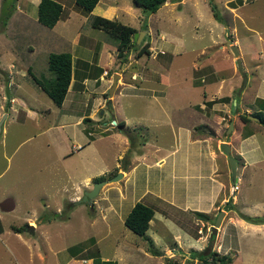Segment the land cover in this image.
Wrapping results in <instances>:
<instances>
[{
    "label": "rangeland",
    "instance_id": "374dc122",
    "mask_svg": "<svg viewBox=\"0 0 264 264\" xmlns=\"http://www.w3.org/2000/svg\"><path fill=\"white\" fill-rule=\"evenodd\" d=\"M28 1L0 0V5L3 4L2 2L5 3V7H0V12L2 8L4 13L10 12V16L7 19H5L6 15L0 18V49L8 46L9 54L7 57L19 59L22 64L26 65L25 68H22V70L24 69L23 74L19 73L22 72L21 69L15 68V72L16 74L18 73L19 78L25 79L23 89H20L18 93V90L13 92L14 90L11 88L7 92L0 88V99L3 100L5 98L6 100L9 95H16L17 93L22 95L23 90H26L25 92L31 104L36 109H42V113L39 112V114L43 118V120H39L31 116L26 117L22 111L19 112L18 120H12L13 112L11 108H7L3 112L8 114L4 122L6 131L0 133V199L4 195L1 189L3 185L7 189L3 190L8 193L10 192L11 196L16 198V207L9 213H3L1 222L5 232L13 233L11 224L17 226L24 224L23 229L26 230H22L23 235L19 237L15 235H9L8 237L4 235L0 236V264H63L67 256L75 257L73 254L76 251L73 248V244L77 242L86 244L85 248H91L90 252L94 248H97L100 257L102 253V256H112L113 260L117 257L119 264H127V261H123V255L121 254L123 249L121 247L117 248V245L123 243V245L126 244L125 246H130V242H132L133 244L138 243L140 244L139 246L144 248L149 247V240L144 235H138L131 231L125 223H121L122 217H119L118 214L113 215L110 219L112 221V228L119 231L124 229L120 233L115 232L114 234L108 232L107 223L103 222L102 219L107 216L103 210L101 211L102 200L106 198L109 200L113 199L112 196L117 191L115 185L122 187L125 173L116 180L108 181L100 187L98 194L92 198V202L95 200L93 207L91 201L87 203L80 202L79 200L83 196L84 191L87 190L86 188L90 187L89 189H91L93 187L94 182L120 175V173L122 174V171H117L118 167L115 168V164L116 162H120V165L126 162L128 156H131L134 151V145L138 148V146L146 144L151 138L157 142L163 141L165 151L170 149V146L173 144L171 126L173 124L177 125L179 121L180 124H186L187 126L196 123L194 128L195 133L209 136L211 142L213 141L215 145L226 138L232 141L231 143H233L236 149L233 150L232 147L231 154L237 155L236 172L240 176V180L236 182L240 185V193L246 194L244 199L241 200L239 198L238 201L248 208L249 214H262L261 211L251 210L256 205L264 204V126H261L255 119L247 124L243 123L239 119L238 113H234L233 109L237 103L241 111L251 112L253 110L251 108L252 102L257 99L255 91L264 94V0H170L166 4H163L164 1L155 12L144 11L141 7L137 9L136 13L127 14L119 12L118 17L114 19L129 25H136V27H144L147 24L146 29L150 34L146 32V37L145 33L143 34L148 39V43L145 46L149 50V53L142 52L138 58H135L136 48H131L133 51L131 58L134 56L131 59V63L133 62L132 65L135 64L134 68L132 69V65H127L123 68L122 75L124 77L122 76V78H124V83L122 82L117 85L115 92H119L120 95L122 94L121 101L125 105L130 104L128 102L132 101L127 108L128 114L133 119L131 122H135L139 117L143 122H147L146 119L151 120L155 116H159L155 117V122H151L145 127L141 125L139 127L136 126V128L130 127V130H128L130 131L128 132L129 135H131V139L128 137L130 146L129 148L127 147V141V146L122 147L121 141H118L119 145H116L119 146V149L114 147L111 141L110 143L107 142L103 134H97L94 137L88 135V130L84 128L87 125L83 121L81 123L80 120L79 124L73 122V119H78L80 115L88 114V116L96 120L94 125H98L99 128L103 129V122L109 124L113 116L109 110L111 108L108 106L112 105L111 103H116L115 99L109 101L107 96L110 94L109 87H111L113 81L105 92L106 98H103L102 94L97 93L98 99L102 102L100 104L102 107L91 113L90 107L84 106L85 94H88L87 98L91 100L97 99L93 98V95L92 97L90 96V91L88 93L85 91L83 95L73 90V95L77 94L74 100L72 90H69L66 96L67 101L64 104L65 109L61 110L51 101L47 93L41 87H38L32 76H30L33 74L37 77H50L52 74L47 66L45 54L47 56L49 51H56L55 48H50L49 50L48 43H45L44 48L36 49L33 46V37L29 34L35 33L32 32V28H36L38 37H41L39 38L40 44L43 43L40 39L45 37L41 34L48 35L49 37L52 36L51 39L56 38L54 47L62 46V43H65V46L59 49H68L73 36L75 37L74 40H77L79 33L84 36L85 41L90 43L99 39L98 43L100 44L103 41L102 38H108L111 44H113L115 38L109 33H105V31L103 35H101V32L96 36L98 28L92 27L91 19L85 22L83 20L78 25L73 20L71 28L68 27L70 25L68 23L62 31L61 21L55 27H48L36 21L32 22L30 26H25L23 23L20 24L22 22L21 18L25 15L23 13L20 15L19 8L25 7ZM65 1L67 2L65 4L69 7L72 0ZM110 1H116L119 5L132 2V0ZM212 4L216 6L219 19L215 17L212 11ZM131 5L135 7L134 2ZM27 7H29V3ZM32 8L30 7L31 10ZM24 9L26 10V8ZM74 18L77 19L75 16ZM9 23L13 24L11 31L18 38L16 46L13 43L14 41H9L6 37L5 25ZM26 27L30 32L25 30ZM41 28L45 32L40 33ZM160 31L169 34L166 40H162L165 47L160 45ZM143 35L138 38L137 48L142 44H146L143 42ZM151 36L152 44L150 45L149 39ZM5 41H7L6 44L4 43ZM231 44H235L238 47L239 56L242 60V69L246 75L245 81L243 73L238 69L235 55L230 48ZM171 45L177 47L179 51L175 50L174 54L176 56L171 54ZM30 46L33 48L30 49ZM161 48L164 49V53L162 52L163 50H160ZM156 50L158 51L157 55H151ZM156 60L164 66L158 65L159 67L154 69L153 66L157 65L155 64ZM3 64L6 65V62L4 61ZM27 66L33 68L30 75L27 73ZM112 67H114L113 64L108 69ZM134 69L138 71L137 77L131 80L130 76ZM21 75H24V77H21ZM119 77V74H116V78ZM106 78L114 79V75L106 76ZM70 82L74 83L75 80L71 79ZM0 83L3 86L6 84V79L2 73H0ZM68 87H71V85ZM135 90L139 94L145 90L144 94L146 95H137L135 94ZM113 93L114 90L112 89L110 96ZM263 94L262 96H264ZM227 95L232 97L229 101L224 102L219 100L220 97ZM210 97L213 98L211 102L215 100V106L222 108L223 103L227 104L228 110L225 117L222 116L221 110L212 109L214 104H208L204 100ZM258 97L261 98L260 96ZM70 98H73L71 103H69ZM148 101L155 103L152 104L153 107L151 105L146 107L145 104ZM186 101L188 103L185 110L179 111V116L176 115L174 119H171V115L177 113L175 111L177 107L185 104ZM201 101L203 103H200V106L199 102ZM171 105L175 109L171 110ZM48 108H50V112ZM114 112L116 113L115 110ZM200 114L202 119H200ZM63 115H69V117L63 118ZM166 116H169L166 118L168 120L165 119ZM58 117L63 120H69V123L64 127V131L67 128V133L54 126L56 123V125L60 123L56 120ZM203 119L206 123L201 121ZM230 120H233V127L228 130ZM221 126L222 128L220 129ZM239 127L243 129L249 127L255 130L254 137H250L248 140L246 139V141L242 142L243 147L246 149L250 148L249 155H256L254 163L249 164L246 168L243 167L245 159L240 158V155L236 153V150L239 151V148L241 149L238 138L239 134L237 132ZM47 128H49V132L44 133V130ZM114 129L117 130L116 127ZM52 133L56 136L57 142L49 141V135ZM64 133L67 137L64 136ZM123 137L127 136L123 134ZM113 142L117 143V140ZM76 143H80L81 147L73 149L72 145ZM257 145L260 149H258ZM61 148L64 150L59 153L58 151ZM62 153L68 154L67 156H61ZM219 157L221 160L224 159L220 154ZM65 167L71 169L72 175L64 173L63 169ZM224 167L228 168L230 174L229 164L225 166L224 162ZM240 167L244 168L241 173ZM227 173V170L225 174L222 171V174L225 176L224 182H228L231 188H236V182H232L231 176L229 180ZM87 176H90V178H86ZM153 176L157 178L158 173L154 171ZM172 181L176 185L174 191L176 201L180 200V196L184 197L181 192H187L191 197L195 195L192 187L187 189L183 187L185 183L189 182L188 180L176 176ZM165 183L169 185V181ZM143 184L144 180L140 178L137 185H139V188H142ZM164 187L166 186L164 185ZM205 187L206 185H203V190H205ZM130 188L131 182L125 185V190H130ZM128 192L126 190L127 196ZM200 193L206 196L205 193ZM70 201L74 203V207L72 208L73 216L70 220H65L64 217H61L63 219H58L54 215V209L62 210L63 216H70L71 209H68ZM190 201H199V203L203 204L206 202L204 197H200L198 200L190 199ZM153 203L155 207L161 205L159 200H153ZM236 207H238V204H236ZM103 208L105 211L108 208L110 209L109 206L108 208L106 206ZM218 214H216V217ZM41 215L50 219V223L46 222L42 227L51 233L49 238L43 239V229L40 227L37 230L38 233L37 231L34 234L26 232L30 231L26 227L27 225H32L35 228L36 224H39L40 220H42L40 218ZM54 217L56 219H53ZM216 217L212 219L214 222ZM164 224L162 221L156 228L157 230L155 231L158 235L165 230ZM153 229L154 226L149 231H153ZM230 231H232V226L228 225L227 232L222 237L223 240L226 239V243H229L228 233ZM204 233L211 235V237H207V242L213 239L212 227L205 228ZM111 234L113 235L109 236ZM115 236L116 238L120 236V239L114 241ZM89 237L93 241H90ZM26 238H29V245H27ZM246 240L248 238L245 239V237L242 240L243 260L247 258L249 260L248 264H255V261L261 257L258 263L264 264V243L260 241V246L263 245L260 249H253L252 247L246 250ZM125 241L128 242L126 243ZM234 244L236 245V243ZM53 247H55V252L48 250L49 248L52 250ZM45 249L47 252H45ZM139 249L137 251L133 248L132 253L129 254V259L125 256L126 260H130L129 264H163L165 261L162 255L156 257L153 255V252H149L151 258L147 257L143 263H140L143 261V256L137 259L142 254L139 252ZM202 251L203 249L199 251L193 250L188 255V258H197L200 262L199 264H205L200 260V258L203 259L205 257ZM214 251L217 252L216 250ZM194 252L197 253L192 254ZM165 254L168 253L165 252ZM41 255L46 259L42 260ZM80 255L84 257V252H80L72 261L73 263L71 262L70 264L82 263L83 258L81 259ZM213 256L211 255L208 259L211 261ZM171 257L173 258V256ZM218 257L221 256H215L211 264H222V259ZM230 257L232 259L233 256L231 255ZM176 260L181 263V258L177 257ZM89 261L87 260V262ZM114 261L117 263L116 260ZM227 262L230 263L231 260ZM241 264L247 263L242 261Z\"/></svg>",
    "mask_w": 264,
    "mask_h": 264
},
{
    "label": "crops",
    "instance_id": "0c3cea01",
    "mask_svg": "<svg viewBox=\"0 0 264 264\" xmlns=\"http://www.w3.org/2000/svg\"><path fill=\"white\" fill-rule=\"evenodd\" d=\"M39 1L40 0H29L28 1L29 7H27L28 3H26L25 7L19 8L20 15L21 13L25 15L23 18H21L22 22H20V24L23 23L25 26H30L32 25V22L34 21H36L37 23H40L37 20V5ZM57 1H59L62 4V13H61L60 18L57 20V22L52 27H55L61 21V31L64 29L65 26L68 25V23H70L68 27L71 28V24H73L72 23L73 20L78 25V23L79 22L81 23L83 20L84 22L89 21V18L93 15H101L108 19H114L118 17L119 12H125L127 14L136 13L137 9L139 8V6H137L136 4H135V7L131 5L133 0L131 3L127 2L124 5H119L118 2L116 1L98 0L91 11H86L82 9V7L77 5L75 0H72L69 7H67V4H65L66 2L65 0H57ZM168 2H170V0H165L163 4H166ZM2 3L3 4H1L0 7H5V3L4 2ZM30 7H33L32 10L30 9ZM24 8H26V10ZM74 16L77 19H75ZM129 26L134 27L136 29L135 32L144 30L143 33L140 34V37L144 33L146 37V32H149L146 29V27L145 28L142 26L136 27V25H129ZM12 27H13L12 23L5 25L6 37L8 38L9 41H12V42L14 41L13 43H15V46H16L18 38H16L15 33L11 31ZM25 30L30 32V30H28L27 27ZM32 32L36 33V34L29 33L33 37L32 39L34 41L33 46L36 49L44 48L45 43H48L49 50L50 48L52 49L55 48L56 49L55 52L68 51L71 53V58H72L71 79L73 81L75 80V82L74 83L70 82L69 86L71 85V87H68L67 93L69 92V90H72V96L74 100L77 94L73 95V90H75L77 93L80 92V94H83V95L85 91H87L86 93L90 91L91 92L90 96L92 97L93 95V98H97V99L91 100L90 98H87L88 94L87 95L85 94L84 95L85 97L84 106L90 107V111H92L91 113H94L96 109H99V107H102L100 106L102 102H100V100L98 99L97 93L102 94L103 98H106L108 96L109 101H112V99H115L116 103H111L112 105L108 106L109 108H111L109 110L112 112L113 117L109 121V124L107 122H103V125H102L103 129L99 128L98 125L95 126L94 124L96 123L95 122L96 120L92 119L90 116H88V114L80 115L78 119H73L74 120L73 122L75 124H79L80 120L82 123L84 117L90 118L86 122L83 121L87 125L84 128L88 130V133H87L88 135L94 137V135L103 134L106 141L109 143L111 141V143H113L112 145L118 149H119V146H117L119 145L118 141H121L120 144H122V147L127 146V141H128L127 147L129 148L130 140L128 139L129 138L131 139V135H129L128 132L130 131L128 130H130V127L136 128V126L139 127L140 125L145 127L151 122H155L156 118L159 117L157 115L155 116L156 118L154 117L151 120L146 119L147 122H143L142 120H140V117H139L135 122L134 121L131 122L133 119L128 114L127 108L130 106L132 101L128 102L130 104L125 105L124 102L121 101L122 94L120 95L119 92L117 93L115 92L117 85H119L122 82L124 83V78H122L123 68L126 67L127 65L131 66L133 63V62L131 63V59L134 58L133 55H132L133 58H131V53L133 54V51L131 50V48L132 47L136 48L135 58H138L141 55V53H138V49L140 48L141 45L138 48L137 46L130 47L129 50L125 52L124 55L121 56V54H119V50L117 47V43H118L117 39H114L113 44H111L108 38H102L103 41L100 44L98 43L99 39H97L98 41L90 43V42L85 41L84 36L79 33L81 37L78 34L77 36L78 39L74 40L75 37L73 36L72 38L73 41L71 40V44L68 47V49H59V48L64 47L65 43H62L63 44L62 46L59 45L58 47H54L55 46L54 41L57 39L56 38L51 39L52 36L49 37L48 35L41 34L45 37L40 39L43 42L42 44H40L39 38L41 37H38L36 28L35 29L32 28ZM42 32H45L43 28L40 29V33ZM101 32H102L101 35H103L104 30L101 28H98V31H96V36L98 35V33H101ZM57 33L59 34V32ZM133 33H132L131 39L137 44L136 39L133 37ZM159 33L161 34L159 36L160 45H162V47H165L164 46L165 44L162 42V40H166L169 34L164 31H160ZM145 37H144L143 42L148 43V39ZM169 41L172 42L171 40ZM4 43L6 44L7 41H5ZM149 43L150 45L152 44V36L149 39ZM32 48L33 47L30 46V49ZM160 50L161 51L163 50L162 51L163 53L165 52L163 48H161ZM171 50H172L171 54H174L175 50L178 51L177 47L173 45H171ZM52 51H49L47 53V56L45 54L46 62L48 60V54ZM146 53H149V50ZM157 53L158 51L156 50L151 55L156 56ZM8 54H9L8 46H5L0 49V73H2L4 75V78L6 79V84L3 86L2 83H0L1 84L0 88L2 90H6V92L9 91V88H11L12 90H14L13 92H16V90H18V93H19L20 89H23V83L25 84L24 82L25 79L19 78L18 73L16 74L15 72V68L17 67L19 70L20 69L22 70V68H25L26 65L22 64V62L19 61V59L7 57ZM160 56L163 57L162 55ZM4 61L6 62V65L3 64ZM112 64L114 65V67L110 68L112 70L108 69V67L111 66ZM155 64L157 65L153 66L154 69L158 68L161 65L164 66L161 62L158 63L157 60L155 61ZM134 65L135 64L132 65V69L134 68ZM26 68H28L27 73L28 75H30L31 70H33V68H31L30 66L29 67L27 66ZM109 71H110V74H109ZM23 72H24V69L22 70V72H19V73L23 74ZM115 72H117V74H119L120 77L116 78V81L114 83V79L106 78V76H110L112 74L115 76ZM137 73L138 71L136 69L132 70V74L130 76L131 80L137 77L136 76ZM132 75L134 76L132 77ZM30 76H32V74ZM21 77H24V75H21ZM110 83H112L111 87H109ZM38 87L40 86L38 85ZM108 87L114 90V93L112 94V96H110L111 93L105 96V92ZM25 91L26 90H23L22 95L17 93L16 95L14 94L9 95L6 98V100L5 98H3V100L0 99L1 100L0 101V119L3 117V120L0 124V133H4L6 131V125H4V122H5V117L7 116L8 113L6 112L3 113V112L6 111L7 108H11L13 112L12 120H15V119L18 120L19 112H22V111L25 113L26 117L31 116L34 119L43 120L42 116L39 114V112L42 113V109H36L31 104V102L29 101V97L27 96V93ZM255 92H256L255 93L256 97L258 96L262 98L264 97L262 96L263 93H260V92L258 93V91H255ZM67 93L61 105L55 104V102L51 98L50 99L56 106H58L59 109L64 110L65 109L64 104L67 101V98H66ZM144 93H145V90L143 93H140V94L135 90V94L137 95L138 94L146 95ZM73 98H70L69 103L73 101ZM212 99L213 98L210 97L209 99L205 98L204 100L208 101ZM69 103H68V107H69ZM187 103L188 101H186L185 104H181L182 106L179 105L180 107L178 106L179 103L176 104V106H178L177 110H175L177 111V113L175 115L174 114L171 115V119H174L176 115L179 116L178 114L179 111L185 110ZM200 103H203V102L202 101L199 102V105L201 106ZM152 104H155V103L153 101H148L146 102L145 105L146 107H149V105L153 107ZM212 104H214L213 106L211 105L212 109H219L223 113L222 116L223 117L226 116V111L228 110V106L226 103H223L222 108H220V106H215L216 105L215 102ZM169 105H166V106H169ZM170 109L171 110L175 109V107L171 105ZM48 110L50 112V108H48ZM114 110L116 111V113L114 112ZM65 117H69V115H63V118ZM168 117L169 116H166L165 119ZM200 119H202L201 114H200ZM56 120L59 121L60 123L58 125H56L57 124L56 123L54 126H57L59 129L64 131V127L66 124L69 123L68 122L69 120H63V119H60L59 117L56 118ZM201 121L204 122V119ZM195 125L196 123L195 124L192 123L190 126H187L186 124H180V121L178 122L177 125L173 124L171 126L172 128L171 138H172L173 144L170 146V149L166 151H165L163 141L157 142L156 140L154 139L152 140L151 138L148 140L146 144L140 145L138 146V148L133 143L134 151L131 154V156H128V160L120 165H119L120 162L118 163L116 162L115 164L116 165L115 168L118 167L117 171H122V175L125 173V180L123 181L122 187L115 185V187H117V191H116V194H113L112 200L111 199L109 200L107 198L105 200H102L101 211L103 210V212L107 215L106 217H103L102 219H103V222L107 223L106 227H108L107 229L108 232L115 234V232L120 233L124 231L123 228H122L123 229L122 231L112 228V221L110 218L113 215L118 214L119 217L120 216L122 217L121 223L124 224L125 216L128 214L131 207L134 205L136 201H142L146 204L149 203L148 205H150L154 211L153 216H155L149 220V227H148V230H146L147 231L146 235L152 241L151 246L149 245V247L144 248V247L139 246L140 244L138 243L133 244L132 242H130V246H125L126 244L123 245V243L121 244L122 246L117 245V248L121 247L123 249L121 254L123 255V261L124 262L127 261V264H129L130 262V260H128L129 254L132 253L133 248H135L137 251H138V248H140L139 252H141L142 254L137 258L139 259L143 256V261L140 263H143L147 257L151 258L149 252H153L154 253L153 255H155L156 257L162 255L165 258V261L163 262V264H199L200 262L197 258L189 259L188 255H190L191 252H193V250L199 251L200 249H203L202 253L205 254L206 259L208 260V262L207 263L205 262V264H211L208 258L212 255L214 250L218 252L216 256H222L224 254H229L230 256L232 255L233 256L232 260L228 264H241L242 261L248 264L249 260L247 258L243 260L242 258L243 238L244 237L245 239L248 238V240H246L247 242L246 250L252 247L253 249H257V248L260 249L261 247H263V245L260 246V241L264 243V222L263 223L250 222L244 219L240 215V214L250 215V216L260 215V214H255V213L249 214L248 213L249 211L247 210L248 208L239 203L238 201L239 198L242 200L244 199L246 195V194H241L239 191L240 185L237 182L240 180V176L236 172L237 182L236 183L234 182L236 185V188H231L228 182L227 183L224 182L225 176L223 174L226 173V170L228 172L227 175H228L229 180L231 179L230 177L231 173L229 174L228 168L224 167V162H225V166H227L228 160H227V156L221 151L220 143L223 141L228 143L230 145V151L232 150L231 149L232 147H233V150L236 149V147L233 145V143H231L232 141L229 138L223 139L217 145H215L213 141L211 142L209 136H205L203 134L200 135L198 133H195L196 132L194 130ZM114 126L117 128V130L114 129L115 128ZM221 128L222 126L220 127V129ZM237 130L239 134L238 138H239V144H241L240 145L241 149L239 148V151L236 150V153L240 155L239 156L240 158L242 157L243 159H245V162L243 163V167L246 168L247 166H249V164L254 163V161L256 160V155H253V154L249 155L250 148L246 149L245 147H243L242 142L246 141V139L248 140V138L250 137H254L255 130L250 129L249 127L247 129L246 128L243 129L242 127L241 128L239 127ZM66 131H67V128L65 129L64 132ZM48 132H49V128L44 130V133H48ZM123 134H125L127 137H123ZM59 136L61 137L60 133H59ZM64 136L67 137L65 133H64ZM112 139L117 140V143L113 142L114 140ZM49 141L57 142L56 136H54L53 133L49 135ZM77 146L81 147V144L76 143L72 145L73 149L80 148ZM257 147L258 149H260L258 145ZM255 149H256V146H255ZM63 150L64 149L61 148V150L58 152L61 153ZM67 154L68 153H62L61 156H67ZM219 154L223 156L224 158L223 160H221V158L219 157ZM233 156H236L235 158L237 159V155H233ZM243 167H240V173L242 169H244ZM63 171L66 175H72L70 168L65 167ZM154 171L158 173L157 178L153 176ZM222 171H223V174H222ZM163 175L166 177L164 178ZM176 176H180L182 179L188 180L189 182L185 183L183 187L184 189L192 187L193 191L195 192V195L191 197L189 193L181 192L184 197L182 198V196H180L179 197L180 200L176 201L175 194H174L176 185L172 181L173 179L176 178ZM86 178H90V176H87ZM140 178L141 180H144V184L142 188H139V185H137V182ZM150 179L152 180L150 181ZM168 181H169V185L165 183ZM130 182H131L130 190L126 189L127 191H129L128 196H127L125 185L130 184ZM153 183L154 185L151 186V184ZM164 185L166 187L163 188ZM203 185H206V187L204 188L205 190H203ZM89 188H86V189H89ZM1 189L4 195L2 199H0V236L4 235L8 237L9 235H15L16 237H19L23 235L22 230H26V229H23L24 224H20L18 226L15 224H11V229L13 233L5 232L3 229L2 222H1L3 213L6 214V213H9L11 210L15 209L16 198L12 197L11 196L12 194H10V192L8 193L4 191L6 189V186L2 185ZM200 192L205 193L206 196L201 194ZM200 197L205 198L206 200L205 204L199 203V201L197 202L190 201V199L198 200ZM150 199H152V201H150ZM153 200H157V201L159 200L161 202V205L155 207ZM6 201L8 202L6 203ZM94 201L92 202L91 200L92 207L94 206V203H95ZM70 202H73V201H70ZM236 204H238V207H236ZM105 206L107 208L109 206L110 209L108 208V210L105 211L103 208ZM72 208L73 207H71L70 216L67 215L65 217V220H70V218L73 216ZM221 210L223 211L221 213L222 217L219 222V225L216 228V232L213 234L214 237H212L213 238L212 240H209L207 242V237H211V235L204 233V230L205 228L207 229L214 225V221L212 219H215L216 214H218ZM61 211L62 210L54 209V215H56L58 219H63L59 215ZM251 211H261L262 212L261 215H264V204L256 205L255 207H253ZM197 212L206 214V217L199 216L198 214H196ZM56 217H54L53 219H56ZM40 218L42 220H40L39 224H36L35 228L33 226V231H26L27 233L34 234V232H36L39 229V227L42 228L46 222L50 223V219H47L45 216L41 215ZM28 221H29V218H28ZM162 221L165 223L164 224L165 230L160 235H158V233L155 230H157L156 228L161 224ZM228 225L232 226V231L228 233L229 243H226L225 242L226 239L223 240L222 237H223V234L227 232ZM153 226H154L153 231L152 230L149 231L151 227ZM26 227L29 229L28 225ZM212 233H213V230H212ZM50 234H51L50 232H47L46 230L43 229V232H42L43 239L49 238L51 236ZM112 235L113 234L109 236H112ZM116 239H120V236H117V238L115 236L114 241ZM25 240L27 241V245H29V238H26ZM125 242L127 243L128 241H125ZM234 243H236V245ZM50 245L52 244L50 243ZM88 249L85 248V246H82L80 250L76 251L73 254L75 255V257L67 256L66 261L63 264H70L80 252H84V257L80 255L81 259L83 258L82 263L80 264H86V263L92 264V257H90L89 254L86 255V252L88 251ZM48 250L55 252V247H53L52 250L51 248H49ZM45 252H47L46 249H45ZM165 252L168 254H165ZM125 256H127L128 258L127 260ZM171 256H173V258ZM111 257L106 256V255L102 256V253H101L102 259H112ZM177 257L181 258V263H179V261L176 260ZM41 258L42 260L46 259L42 255H41ZM115 258L116 259L114 260H116L117 264H119V259L117 257ZM260 259L261 257L255 261V264H259L258 262ZM87 260H90V261L87 262Z\"/></svg>",
    "mask_w": 264,
    "mask_h": 264
},
{
    "label": "trees",
    "instance_id": "16d2710c",
    "mask_svg": "<svg viewBox=\"0 0 264 264\" xmlns=\"http://www.w3.org/2000/svg\"><path fill=\"white\" fill-rule=\"evenodd\" d=\"M98 0H75L77 5L82 7V9L86 11H91L94 5L97 3ZM165 0H133V2L141 7L144 11L148 12H154L156 11L159 6L164 2ZM3 9V8H2ZM1 9L0 12V18L5 16V19L10 16L9 13H4ZM212 11L214 12V15L217 19H219L218 13L216 11V6L212 4ZM62 13V4L57 1V0H40L37 5V20L48 26L52 27L57 20L60 18ZM89 19L91 22V25L96 28H101L107 33H109L112 37L118 40L117 47L119 50V54L124 55L125 52L129 50L130 47L132 46H137V44L131 39L132 38V33L135 32V28L132 26H129L127 24H124L122 22H119L114 19H108L106 17H103L101 15H93ZM146 27V24L144 28ZM146 44H142L140 48L138 49V53L142 52H148ZM47 65L49 68V71L51 72V76L48 78L45 77H37L32 74V78L34 81L47 93V95L55 102L57 105H61L62 101L64 100V97L67 93V89L71 80L72 76V58H71V53L68 51H60V52H55L52 51L48 54V60H47ZM235 97V96H234ZM230 96H223L220 97L219 100L221 101H229ZM238 101V98H237ZM236 101V102H237ZM215 102V100L213 101ZM211 100L207 101L208 104L213 103ZM253 110L251 112L247 111H241L239 105L236 103L234 106V113H238L239 119L243 123H248L253 120L250 115H253L258 118L257 122L261 125L264 126V98H259L252 102V107ZM90 118L84 117L83 121H88ZM256 120V119H255ZM251 134V132H250ZM247 135V134H246ZM236 157V156H235ZM80 202H85L83 200H79ZM88 203V202H87ZM71 207H74L73 202L68 203V209H71ZM64 211V210H63ZM62 211L59 214L60 217H66L62 215ZM153 208L142 202V201H136L134 205L131 207L130 211L124 218V223L125 225L131 229L134 233L138 235H144L148 240H149V245H152L151 239L146 235V230L149 227V220L153 216ZM199 216L201 217H206V214L197 212ZM244 219L254 222V223H263L264 222V215H255V216H250V215H244L240 214ZM90 241H93L90 238ZM92 243V242H90ZM86 244L84 243H76L74 244L73 248L75 251H78L82 248V246H85ZM90 249L86 252V255L89 253L90 257H92V264H117L114 260L112 259H102L99 255V251L97 248H94L91 252ZM197 252H194L192 254H196ZM218 254L217 252L213 251L212 255V260L210 261L211 263L214 260V257ZM200 255V253H199ZM200 258V257H199ZM222 259L221 263L222 264H227L232 260L229 254H224L221 257H218ZM200 260L203 263H207L208 260L206 259V256Z\"/></svg>",
    "mask_w": 264,
    "mask_h": 264
},
{
    "label": "water",
    "instance_id": "95a60500",
    "mask_svg": "<svg viewBox=\"0 0 264 264\" xmlns=\"http://www.w3.org/2000/svg\"><path fill=\"white\" fill-rule=\"evenodd\" d=\"M141 33H143V30L133 33V37L136 39V42H138V38L140 37ZM230 48H231L233 54L235 55V60H236L238 69H239V71H241L243 73L244 81H245L246 75H245V72L242 69V60H241V57L239 56L238 47L235 44H231ZM116 74L114 76V83L116 81ZM112 88H113V86H112ZM112 88H110L109 93L112 92ZM250 117H252L253 119L258 120V118L253 116V115H250ZM2 120H3V117L0 119V124H1ZM232 127H233V120H230V123H229V126H228V130H230ZM220 147H221V151L227 156L228 164H229V168H230V172H231L232 181L236 182V180H237V176H236L237 159L235 158V156H233L231 154L230 145L228 143L221 142L220 143ZM121 175L122 174L120 173V175H117V176H114V177H111V178L109 177L107 179L94 182L93 187L91 189L85 190L83 196L80 199L85 201V202H90L91 199L98 194L99 189H100V187L103 184L107 183L108 181L116 180ZM222 212L223 211H221L220 214H218V216L216 217L214 225L212 226V230H213L212 234H214L216 232V228L219 225V222H220L221 217H222V214H221ZM28 227H29L30 231H33V226L32 225H28Z\"/></svg>",
    "mask_w": 264,
    "mask_h": 264
},
{
    "label": "built area",
    "instance_id": "2783aa9c",
    "mask_svg": "<svg viewBox=\"0 0 264 264\" xmlns=\"http://www.w3.org/2000/svg\"><path fill=\"white\" fill-rule=\"evenodd\" d=\"M77 147H79V146H77Z\"/></svg>",
    "mask_w": 264,
    "mask_h": 264
},
{
    "label": "clouds",
    "instance_id": "9594fccd",
    "mask_svg": "<svg viewBox=\"0 0 264 264\" xmlns=\"http://www.w3.org/2000/svg\"><path fill=\"white\" fill-rule=\"evenodd\" d=\"M88 190V189H87ZM92 200V199H91Z\"/></svg>",
    "mask_w": 264,
    "mask_h": 264
},
{
    "label": "flooded vegetation",
    "instance_id": "af4514ba",
    "mask_svg": "<svg viewBox=\"0 0 264 264\" xmlns=\"http://www.w3.org/2000/svg\"><path fill=\"white\" fill-rule=\"evenodd\" d=\"M231 173V172H230Z\"/></svg>",
    "mask_w": 264,
    "mask_h": 264
}]
</instances>
